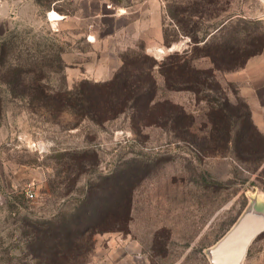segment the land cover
I'll return each instance as SVG.
<instances>
[{
	"label": "rangeland",
	"instance_id": "rangeland-1",
	"mask_svg": "<svg viewBox=\"0 0 264 264\" xmlns=\"http://www.w3.org/2000/svg\"><path fill=\"white\" fill-rule=\"evenodd\" d=\"M190 5L209 8L193 17L199 40L226 20L206 44L178 34L169 15L170 6L191 26L180 15ZM165 31L178 40L166 45ZM6 38L24 58L27 46L34 56L50 46L54 71L43 82L53 88L121 73L118 90L128 78L148 87L137 102L136 94L114 99L111 86H95L83 119L46 113L37 95L11 92L0 74V264L32 262L24 233L31 220L72 213L84 201L98 212L99 231L82 242L94 245L87 264H211V250L239 222L262 223L264 133L248 129L242 143L228 144L247 102L241 83L226 79L264 60V0H0V44ZM176 51L199 71L169 67L167 85L155 67L152 88L146 72L154 61L144 55L160 63ZM209 72L208 88L201 80ZM252 108L264 130V112ZM262 254L264 231L241 264Z\"/></svg>",
	"mask_w": 264,
	"mask_h": 264
},
{
	"label": "trees",
	"instance_id": "trees-1",
	"mask_svg": "<svg viewBox=\"0 0 264 264\" xmlns=\"http://www.w3.org/2000/svg\"><path fill=\"white\" fill-rule=\"evenodd\" d=\"M207 3H212L213 0H206ZM198 6V7H197ZM208 7L199 6V5H190L189 8L183 9L180 13L182 17L186 16L190 21H193V25L191 26H182V23L178 20V15L172 7H168V12L173 20H176V27L178 34L190 35L191 41L194 43H198L200 41H205V44L208 42L210 37L214 36L217 32H220L223 28V24L226 20H222L221 22L215 23L211 26L210 30H206L204 34V39L199 40L198 36H196L197 31H199L198 22L193 20V17L203 16L204 13L208 12ZM178 38L170 39L167 32H164V43L170 46L173 42H176ZM21 46V45H20ZM20 46L17 45L11 39H5L0 44V74L2 78V85L7 87L11 92L17 93V91H21L23 93H27L29 95H37L40 100L37 104L38 108L42 109L46 113H56V115H62L67 113H77L78 116L85 118H90V113L92 111V104H90L89 97L90 90L97 87L111 86L112 88V98L114 96H118V94L129 92L130 94L137 95V102L141 100V97L146 94L145 80L142 79L137 81H130L129 78L123 82V85L118 88V78L122 75H116L110 81L105 83H90L88 81H81L77 83L72 88H68L67 86H62L60 88H53L46 81L48 78L49 72H53L52 70L55 60L51 58L50 46H45L44 49H41L39 45L38 56H34L30 54V50L34 49V47L27 46V54L29 55L27 58L23 57V50L20 49ZM148 60L154 61L151 66L148 67V71L146 72L148 75L147 78L150 80V84L152 83V88H157L156 80L153 76V69L158 67L159 73L164 77L165 82L169 85L170 76L167 74V69L169 67H173L174 69L178 68L181 64L188 65V61L185 60L184 57H180L178 51L168 55L163 61L160 63L153 60L152 57L144 55ZM61 60V57H60ZM185 61V62H184ZM191 63V61H189ZM61 67V65H60ZM188 67L192 68L193 71H199V68H196L195 65L189 64ZM124 72V71H121ZM210 75L205 76L201 80L203 85L209 88L211 84L210 78H213V72H209ZM33 75V76H31ZM33 77V82H27L28 78ZM200 82V81H199ZM116 83L117 85H114ZM195 83V81H194ZM116 86V91H113V87ZM193 86V84L191 85ZM0 89V118L3 115V100H2V92ZM155 93V90H154ZM154 97V96H153ZM115 99V98H114ZM114 99H110L111 102H114ZM118 100V99H117ZM214 102L211 107L215 108L218 105V100H213ZM245 102V101H244ZM211 103V102H210ZM246 103V102H245ZM226 106L230 107L233 104L225 99L223 103ZM224 107V111L226 108ZM247 108L245 116H244V124L242 126L241 131L236 133V137L231 136V133H228L227 142L228 144L234 143L235 145H239L243 142L245 138V133L248 129L255 132L257 136H261V132L254 124L251 111L248 104H245ZM227 114V113H226ZM241 114L237 115L238 119H241ZM228 148V146H227ZM118 199V198H117ZM110 200V198H109ZM122 200V198H121ZM121 200L117 201V207H121L123 202ZM107 202V200H106ZM98 212L94 211L87 204V201H84L81 204L80 209L72 212V213H64L61 212L59 214L53 215L51 218L46 219L44 221L31 220L29 226L31 227V231L25 230V236L27 239V248L28 250L33 249L32 253V262H19L20 264H87L88 259L85 257V252H91V249L94 247L93 242L84 249L82 242L87 239V235L92 239L93 235L96 232H99L96 228V225H93V219L97 215ZM93 228V230H91ZM37 250V252H36ZM84 251V252H83ZM84 254V256H83ZM83 257V258H82Z\"/></svg>",
	"mask_w": 264,
	"mask_h": 264
},
{
	"label": "water",
	"instance_id": "water-1",
	"mask_svg": "<svg viewBox=\"0 0 264 264\" xmlns=\"http://www.w3.org/2000/svg\"><path fill=\"white\" fill-rule=\"evenodd\" d=\"M263 231L264 217L262 223L258 224L239 222L211 250V264H241L250 245Z\"/></svg>",
	"mask_w": 264,
	"mask_h": 264
},
{
	"label": "crops",
	"instance_id": "crops-1",
	"mask_svg": "<svg viewBox=\"0 0 264 264\" xmlns=\"http://www.w3.org/2000/svg\"><path fill=\"white\" fill-rule=\"evenodd\" d=\"M226 80L240 82L241 95L251 105L250 109L252 104H255V109L258 108L264 112V60L253 63L249 61L244 69L231 73ZM256 104H260V106L258 107ZM250 111L254 124L264 133L263 126L256 119L254 108ZM247 259L249 260L248 264H264V254L252 255Z\"/></svg>",
	"mask_w": 264,
	"mask_h": 264
},
{
	"label": "bare ground",
	"instance_id": "bare-ground-1",
	"mask_svg": "<svg viewBox=\"0 0 264 264\" xmlns=\"http://www.w3.org/2000/svg\"><path fill=\"white\" fill-rule=\"evenodd\" d=\"M53 14H54V17H55V16H56L57 18L60 17V15L58 14V12H55V11H54Z\"/></svg>",
	"mask_w": 264,
	"mask_h": 264
},
{
	"label": "built area",
	"instance_id": "built-area-1",
	"mask_svg": "<svg viewBox=\"0 0 264 264\" xmlns=\"http://www.w3.org/2000/svg\"><path fill=\"white\" fill-rule=\"evenodd\" d=\"M30 192H32V191H30Z\"/></svg>",
	"mask_w": 264,
	"mask_h": 264
}]
</instances>
